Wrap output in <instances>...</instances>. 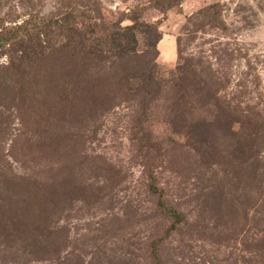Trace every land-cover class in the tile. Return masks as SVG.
Wrapping results in <instances>:
<instances>
[{
  "label": "rangeland",
  "instance_id": "374dc122",
  "mask_svg": "<svg viewBox=\"0 0 264 264\" xmlns=\"http://www.w3.org/2000/svg\"><path fill=\"white\" fill-rule=\"evenodd\" d=\"M163 1L0 0V264H264V0Z\"/></svg>",
  "mask_w": 264,
  "mask_h": 264
},
{
  "label": "trees",
  "instance_id": "16d2710c",
  "mask_svg": "<svg viewBox=\"0 0 264 264\" xmlns=\"http://www.w3.org/2000/svg\"><path fill=\"white\" fill-rule=\"evenodd\" d=\"M178 1L179 0H165V1H163L164 2L163 8L164 9H172L177 5ZM133 26L125 27V29L123 30V32H125V33L114 34L111 38L112 43H114V45H116L118 48H121L123 46L129 47V45H131V44H122L121 42L128 39V36H134L135 34H137V32L135 31ZM126 32H128V33H126ZM96 41H99V45L101 43H104V41H101V39L100 40L96 39ZM150 190L152 193L158 194L160 196L159 197L160 207L164 210L165 214L169 218L172 219V224L170 225L169 229L167 230V233L176 231L178 229V226H180L185 221L183 214L176 211L174 208H169L167 206L166 202H164V200H163L164 197L162 196V192H161L162 190L158 189L153 183L150 186ZM154 254H156V251H154Z\"/></svg>",
  "mask_w": 264,
  "mask_h": 264
}]
</instances>
